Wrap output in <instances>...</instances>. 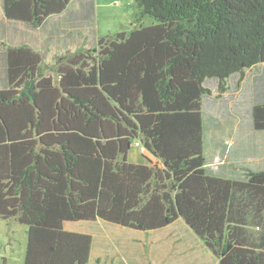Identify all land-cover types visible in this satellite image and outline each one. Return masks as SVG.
Instances as JSON below:
<instances>
[{
	"label": "trees",
	"instance_id": "trees-1",
	"mask_svg": "<svg viewBox=\"0 0 264 264\" xmlns=\"http://www.w3.org/2000/svg\"><path fill=\"white\" fill-rule=\"evenodd\" d=\"M34 29L74 0H0ZM135 27L43 71L19 43L0 85V218L28 227L25 264H91L67 222L151 232L183 220L219 264H264V169L208 172L204 99L264 65V0H135ZM154 20L145 25V20ZM264 131V96L253 109ZM139 142L154 157L132 163Z\"/></svg>",
	"mask_w": 264,
	"mask_h": 264
},
{
	"label": "rangeland",
	"instance_id": "rangeland-1",
	"mask_svg": "<svg viewBox=\"0 0 264 264\" xmlns=\"http://www.w3.org/2000/svg\"><path fill=\"white\" fill-rule=\"evenodd\" d=\"M136 12L135 0H74L62 15L34 29L8 20L0 1V85L7 83L9 47L36 44L45 53L44 73L54 76L61 59L95 47L105 36L132 31ZM153 23L151 18L145 20L146 26ZM218 84L217 79L206 83L212 90L204 99L207 169L215 176L243 179L248 169H264V131L255 130L252 113L264 96V65L230 78L226 93ZM145 155L159 165L148 152ZM129 161L147 163L135 145ZM65 229L93 237L91 264H219L182 220L153 232H136L103 220L67 222ZM27 230L15 220L0 218V264H25Z\"/></svg>",
	"mask_w": 264,
	"mask_h": 264
},
{
	"label": "crops",
	"instance_id": "crops-1",
	"mask_svg": "<svg viewBox=\"0 0 264 264\" xmlns=\"http://www.w3.org/2000/svg\"><path fill=\"white\" fill-rule=\"evenodd\" d=\"M29 43V42H28ZM29 44H31V43H29ZM34 45H36V44H34ZM38 47V46H37ZM39 48V47H38ZM136 146V145H135ZM136 148L138 149V150H140L141 151V149H140V147H137L136 146ZM141 155L144 157V153H142L141 152ZM178 221H180V220H178ZM128 229V228H127ZM164 229H166V228H164ZM66 230V229H65ZM161 230H163V229H161ZM134 231H136V232H142V231H137V230H134ZM158 231V230H157ZM151 232H153V231H151ZM85 234H87V233H85ZM90 235V234H89ZM93 248H94V240H93V246H92V251H93Z\"/></svg>",
	"mask_w": 264,
	"mask_h": 264
},
{
	"label": "built area",
	"instance_id": "built-area-1",
	"mask_svg": "<svg viewBox=\"0 0 264 264\" xmlns=\"http://www.w3.org/2000/svg\"><path fill=\"white\" fill-rule=\"evenodd\" d=\"M137 146L141 147V145L139 143H137ZM142 152H144V153L146 152V149L144 147H142Z\"/></svg>",
	"mask_w": 264,
	"mask_h": 264
},
{
	"label": "clouds",
	"instance_id": "clouds-1",
	"mask_svg": "<svg viewBox=\"0 0 264 264\" xmlns=\"http://www.w3.org/2000/svg\"><path fill=\"white\" fill-rule=\"evenodd\" d=\"M137 143H139V142H137ZM137 143L135 144L136 146H137ZM142 146V145H141ZM137 147H140V146H137ZM140 149H141V152H142V147H140ZM147 152V151H146ZM146 152L144 153V152H142V153H144V154H146ZM183 221V220H182ZM184 222V221H183ZM173 225V224H172ZM171 226V225H170ZM169 227V226H168Z\"/></svg>",
	"mask_w": 264,
	"mask_h": 264
}]
</instances>
